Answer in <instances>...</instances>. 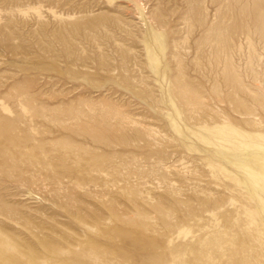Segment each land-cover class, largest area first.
Returning a JSON list of instances; mask_svg holds the SVG:
<instances>
[{
	"label": "rangeland",
	"instance_id": "1",
	"mask_svg": "<svg viewBox=\"0 0 264 264\" xmlns=\"http://www.w3.org/2000/svg\"><path fill=\"white\" fill-rule=\"evenodd\" d=\"M224 154L264 174V0H0V264H264Z\"/></svg>",
	"mask_w": 264,
	"mask_h": 264
},
{
	"label": "bare ground",
	"instance_id": "2",
	"mask_svg": "<svg viewBox=\"0 0 264 264\" xmlns=\"http://www.w3.org/2000/svg\"><path fill=\"white\" fill-rule=\"evenodd\" d=\"M64 2V1H63ZM70 2V1H69ZM66 4H68V3H66ZM79 4V3H78ZM72 7V6H71ZM82 8V7H81ZM16 10V9H15ZM51 13H53V11L51 12ZM54 14V13H53ZM52 14V15H53ZM40 15V14H39ZM54 15H56V14H54ZM58 15V14H57ZM58 16H60V15H58ZM56 17V16H55ZM63 20H64V18H63ZM60 21H62V20H60ZM62 23V22H61ZM65 25V24H64ZM65 27V26H64ZM38 28H40V27H38ZM66 30V29H65ZM231 132L234 134V135H236L237 134V132H236V130H231ZM235 138L236 137H233V140H229L228 142H229V144H230V147H241V148H244V147H257L258 146V144H253V145H249V144H245V143H243V142H241V141H239V140H235ZM261 145H259V147H260ZM238 149V148H237ZM256 158V156H248V157H246L245 158V160L246 161H244V159H243V161L241 162V163H236L235 161L234 162H232V159L233 158H231V156L229 157L228 155H225L224 154V156H223V158L221 159L222 161H225V162H229V163H236L235 165H238L239 167H242L243 168V170H244V174L245 175H247V176H250V177H252V184H255V185H259L260 186V188H262V189H264V174H261V173H257V172H255L254 170H251V169H249V167L247 166V164H249V163H254V160H256L257 161V159H255ZM147 191V190H146ZM262 202H264V200H261Z\"/></svg>",
	"mask_w": 264,
	"mask_h": 264
}]
</instances>
